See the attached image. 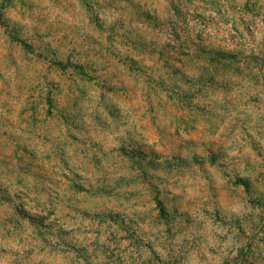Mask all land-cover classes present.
<instances>
[{"label": "rangeland", "instance_id": "rangeland-1", "mask_svg": "<svg viewBox=\"0 0 264 264\" xmlns=\"http://www.w3.org/2000/svg\"><path fill=\"white\" fill-rule=\"evenodd\" d=\"M0 264H264V0H0Z\"/></svg>", "mask_w": 264, "mask_h": 264}]
</instances>
